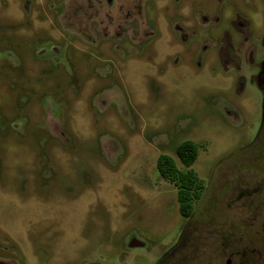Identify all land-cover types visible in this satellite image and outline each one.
I'll return each instance as SVG.
<instances>
[{"label": "rangeland", "instance_id": "374dc122", "mask_svg": "<svg viewBox=\"0 0 264 264\" xmlns=\"http://www.w3.org/2000/svg\"><path fill=\"white\" fill-rule=\"evenodd\" d=\"M254 49L264 0H0V260L264 264ZM184 140L190 217L156 166Z\"/></svg>", "mask_w": 264, "mask_h": 264}, {"label": "trees", "instance_id": "16d2710c", "mask_svg": "<svg viewBox=\"0 0 264 264\" xmlns=\"http://www.w3.org/2000/svg\"><path fill=\"white\" fill-rule=\"evenodd\" d=\"M176 151L183 168L167 153L159 155L156 166L162 177L178 187L180 213L184 217H190L195 209V201L201 197L204 187L203 180L192 167L199 155V145L193 140H184L177 146Z\"/></svg>", "mask_w": 264, "mask_h": 264}, {"label": "flooded vegetation", "instance_id": "af4514ba", "mask_svg": "<svg viewBox=\"0 0 264 264\" xmlns=\"http://www.w3.org/2000/svg\"><path fill=\"white\" fill-rule=\"evenodd\" d=\"M107 2L109 3V4H112V3H114V0H107ZM177 29H179V27L177 28ZM183 38V37H182ZM229 53H230V51H229ZM232 54H234V53H232ZM230 56H231V54H229ZM234 56V58H232V60L236 63V65L238 64H240V59H238L237 57H236V55L234 54L233 55ZM256 61H257V59H256V57H255V49H254V51H253V56H252V61H249V64H250V66H254V69L256 70L255 71V73H254V77H255V79H256V82H257V84H258V86L260 87V89L262 90V92L264 93V58L263 59H260V62L259 63H256ZM255 64V65H254ZM262 126H264V114H263V120H262V122H261V127ZM260 127V128H261ZM132 239H134L135 240V243H138L139 241L136 239V237H134V238H132ZM165 255L161 258V260H160V263L159 264H161V262L163 261V260H165ZM191 263H195V262H191ZM0 264H11L9 261L7 262V261H2V260H0ZM190 264V263H189ZM195 264H197V263H195Z\"/></svg>", "mask_w": 264, "mask_h": 264}, {"label": "water", "instance_id": "95a60500", "mask_svg": "<svg viewBox=\"0 0 264 264\" xmlns=\"http://www.w3.org/2000/svg\"><path fill=\"white\" fill-rule=\"evenodd\" d=\"M139 244H142V243H140V242L135 243V240L132 239L131 246H136V245H139ZM190 264H195V263H190ZM226 264H234L233 261H232V258H228L227 261H226Z\"/></svg>", "mask_w": 264, "mask_h": 264}]
</instances>
